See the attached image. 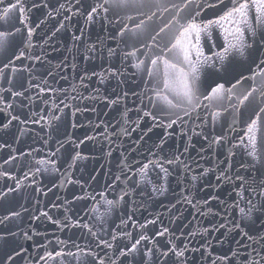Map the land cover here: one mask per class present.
Listing matches in <instances>:
<instances>
[{
    "label": "water",
    "instance_id": "95a60500",
    "mask_svg": "<svg viewBox=\"0 0 264 264\" xmlns=\"http://www.w3.org/2000/svg\"><path fill=\"white\" fill-rule=\"evenodd\" d=\"M244 2L255 35L221 19ZM260 2H0V264H264ZM178 19L200 30L188 114L151 64L173 60Z\"/></svg>",
    "mask_w": 264,
    "mask_h": 264
},
{
    "label": "snow or ice",
    "instance_id": "6c2138e0",
    "mask_svg": "<svg viewBox=\"0 0 264 264\" xmlns=\"http://www.w3.org/2000/svg\"><path fill=\"white\" fill-rule=\"evenodd\" d=\"M2 2V0H0ZM190 2V0H189ZM105 3H108V0H105ZM129 3H137V0H113V5L116 7H126L129 5ZM156 7L162 11H168L167 5L162 3V0H155ZM13 7H16L15 5ZM187 7L186 4H177L174 3L172 5V8L176 11L177 17L180 16V12L183 11V9ZM249 5L247 2L240 3L238 7H234L231 11H229L226 16L221 17V19H228L229 17H232L234 14L239 15L244 19V23L248 28V31L252 32L253 35H255V30L252 28L250 24L247 23V9ZM19 10L21 13L24 11L23 4L19 5ZM7 11V10H6ZM93 12L96 11L95 8L92 10ZM258 12V22L264 23V0H261L260 4L257 7ZM91 18V14L90 17ZM180 19H183L180 17ZM176 23L179 24V19L176 21ZM239 23V22H238ZM145 21H141L140 24L137 26L138 32L142 33L145 31ZM161 32L165 31L164 28L160 29ZM195 32L197 36V40H199V28L195 23H190L187 25L179 24V28L177 29L176 35L173 37L175 40V43L172 44V47L167 49L168 52H171L173 54V60L170 61L169 59H166L164 55L158 56L157 58H154L151 60V64L153 66H156L158 64V61L162 63L165 67V73H164V90L167 92H170L173 94V99H169L166 96L163 97L165 100V103L169 109H179L185 112V114H188L189 109H195L196 106L200 102V96L201 93L199 92L198 87V71L199 68L197 65L192 64L190 59V51L188 47L184 46V41L187 37L190 36L191 33ZM235 32L238 34L233 44L231 45L232 49L235 50V52L241 56L244 55L245 50L250 47L249 45H246L244 42V31L241 27L237 26L235 28ZM159 35V33H157ZM153 41H155V37H151ZM6 44L3 40H0V50H3L5 48ZM147 47V46H146ZM161 52H164V49H161ZM134 54V53H133ZM182 58V59H181ZM177 62H180L182 64H188L189 70H185L183 67H178ZM261 64L264 65V60L261 61ZM136 67H139V65H136ZM171 70V71H168ZM149 75H152L151 70H149ZM261 76H264V70L260 72ZM209 87L211 85L209 84ZM224 86L222 84L217 85L216 88H212V92L216 93L220 89H222ZM236 86L233 85V88ZM231 89L229 90V99L231 98ZM252 93H239L237 98L239 100V103L242 105L245 101L249 99V96H251ZM205 98H207L205 96ZM264 111V109H262ZM172 123H175V120L172 121ZM255 123V121H253ZM249 131H251V128H249ZM255 148V145H253V149ZM255 155V151L252 153ZM111 204V201L108 202Z\"/></svg>",
    "mask_w": 264,
    "mask_h": 264
}]
</instances>
